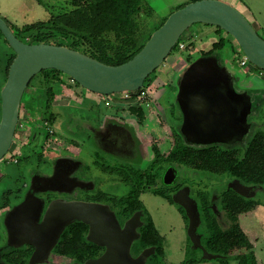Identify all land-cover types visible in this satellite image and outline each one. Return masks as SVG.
Segmentation results:
<instances>
[{
  "label": "rangeland",
  "instance_id": "obj_1",
  "mask_svg": "<svg viewBox=\"0 0 264 264\" xmlns=\"http://www.w3.org/2000/svg\"><path fill=\"white\" fill-rule=\"evenodd\" d=\"M141 11L137 15L140 30L137 32V39H144L148 34L160 26L161 23L177 8L193 0H141ZM235 7L249 19L260 35L264 37V0H225ZM74 8L72 2L68 0H0V16L10 25L15 34L25 36V32L33 33L36 30L31 26L51 25L54 15L67 12ZM219 37H224V45L216 49V55L220 63L228 68L233 75L234 84L241 90L253 91L264 88V76L260 73V68L255 69L252 62L242 66L240 59L245 55L236 39L228 32L218 29L215 25H208L201 22L193 23L181 36L185 43V49L173 50L153 72L145 79L144 86L153 87L157 92L156 100H150L144 105L147 118L142 125L126 113L120 112L116 106H106L104 97L85 88L80 84H73L68 77L65 86L70 89V94L60 98L57 103H67L75 96V102H70L72 106L56 105L54 110L57 113L55 121H50L55 134L46 139L47 149L44 155L41 151L43 139L33 141L31 144L22 146V157L19 162L12 160V149H10L2 159H0V204L8 202L11 207H15L28 194L51 193L58 200L71 201L84 198L83 192L79 188L80 183L76 178L84 175L87 178L86 184L93 183L97 179H102L105 184L110 181L114 186H102L105 190L114 189L116 192H127V186L116 179L115 175L105 173L94 163L96 154L99 160L106 163H117L118 159L100 151L94 143L91 129L85 125L87 121L97 124L105 116L120 122L132 119L136 125L135 131L140 130L139 141L145 151V157L153 159L157 147L161 155H166L173 144L174 132L171 126L178 125L182 119L181 109L177 100L179 92V79L176 70L184 67L187 57L191 55V61L202 54V50H209L212 43ZM187 46V47H186ZM5 36L0 33V72L8 63L9 57L13 53ZM190 62H187V64ZM47 70V69H44ZM46 71L38 72L32 79L30 86L24 92L23 100L33 107L41 106L47 101L45 92ZM67 75V74H66ZM3 84V76L0 75V88ZM1 94V89H0ZM34 94V95H33ZM57 95H62L61 89L57 85ZM74 95V96H73ZM158 104V106H157ZM1 108V100H0ZM263 111L252 116L255 125L246 135V140L253 137L255 131L262 126ZM176 117L178 121L176 120ZM1 120V112H0ZM77 120V122H76ZM53 122V123H52ZM181 129V128H180ZM91 132V133H90ZM18 140L25 139L28 131L21 130ZM225 147V146H223ZM228 147V146H226ZM230 147V146H229ZM100 151V153H96ZM72 153L68 160H76L79 166H74L72 172L64 174L65 171L58 166L60 159L57 155ZM55 155V156H54ZM57 159V160H56ZM64 159V158H62ZM145 160V159H144ZM146 161V160H145ZM142 159H137L135 164H145ZM147 162V161H146ZM147 164V163H146ZM145 164V165H146ZM178 167V166H177ZM180 178L185 174H195L194 185L201 180L211 190L219 193L230 178L223 173H206L193 169L178 167ZM63 173V174H62ZM62 175V176H61ZM76 175H78L76 177ZM188 178V177H187ZM116 179V180H114ZM70 180V181H68ZM93 181V182H91ZM114 181V182H113ZM159 185H162L161 182ZM40 191V192H39ZM255 194L252 198L264 200V185L254 187ZM142 200L150 210L159 232L163 235V246L165 254L161 256L162 264H181L188 256L202 255L201 251L188 250V233L185 220L175 204L167 199L155 195L152 192L142 194ZM7 211H0V245L11 244L8 240L6 230ZM224 212L221 213L222 223L225 220ZM240 224L250 239L255 242V251L260 264H264V204L255 205L250 211L240 215ZM225 227L227 222L223 223ZM206 236V233H205ZM245 248L235 249L233 252L244 251ZM30 263V260L28 261ZM35 264V263H34ZM39 264H72L71 259L54 255L50 261ZM191 264H239L237 257L227 260L211 259L193 261Z\"/></svg>",
  "mask_w": 264,
  "mask_h": 264
},
{
  "label": "water",
  "instance_id": "obj_2",
  "mask_svg": "<svg viewBox=\"0 0 264 264\" xmlns=\"http://www.w3.org/2000/svg\"><path fill=\"white\" fill-rule=\"evenodd\" d=\"M196 22L219 26L230 33L248 60L264 69V37L242 11L225 0H193L176 9L152 32L139 52L117 65L105 63L66 45L27 43L0 16V30L16 52L7 80L1 88L0 159L12 145L23 94L38 72L49 68L60 70L99 94L136 92L172 52L182 34ZM178 85L177 100L183 112L181 132L187 144L197 147L211 144L226 146L246 140L250 129L247 117L251 101L247 94L235 91L233 75L216 55H201L191 61ZM236 99L244 104L235 123L230 109L236 108L231 102ZM229 186L244 196L251 197L254 193L253 190L249 194L251 186L240 180H234ZM180 195H186V190L176 194L175 199H179L189 211L188 233L192 241L196 247L202 248L203 257L219 256L211 254L201 244L195 231L198 215L190 211L189 204L180 199ZM11 213L5 221L9 242L15 246L25 242L34 244L36 249L29 259L31 264L48 261L63 231L75 221L86 223L89 226L88 240L105 246V250L97 257L73 264H147V258L154 252V247H150L137 256L132 254L134 240L139 237L136 227L140 212L134 213L122 226L115 212L105 203L55 200L44 213L43 201L34 194H28Z\"/></svg>",
  "mask_w": 264,
  "mask_h": 264
},
{
  "label": "flooded vegetation",
  "instance_id": "obj_3",
  "mask_svg": "<svg viewBox=\"0 0 264 264\" xmlns=\"http://www.w3.org/2000/svg\"><path fill=\"white\" fill-rule=\"evenodd\" d=\"M13 51H15V50H13ZM205 51H207V50H202V53H204ZM184 64H185L184 67L176 70V73H179V75L183 72V70L187 67L186 65H188L189 63L187 64V62H184ZM3 74H4L3 72H0V75L3 76V84H4L6 81L4 82V75ZM53 74H54V78H51L50 83L47 85L50 88L49 89L50 93L47 94V100L50 101L49 103H47L48 105L45 103L44 104L45 107L41 106L42 108L41 107L38 108L39 106H37V108L36 107L31 108L30 107L31 104H28V102L21 100L19 122H18V126L16 128V132H15V136H14L12 145L10 147V149H12V155L11 156H12V160L14 162H19L21 157L23 156L22 151H21L22 146H25L27 144H31L33 141L41 139V138L44 141L42 144V147H41V151L44 155H46L45 151L47 149V144H44V143H45L46 139H48V137L55 134V131H54L53 127L51 126L50 120L47 119V116H48L47 114H49V112L53 113V115H54L53 122H54L56 117H57V113L54 110V108H55L54 106H56L58 104L59 105H65V106H72V104L70 105L69 103L72 101L74 103L76 100L75 96L73 95L74 97H73V99H71L72 101L70 100L67 103H57L60 98H63L64 96H68L71 92L70 89L67 86H65L66 85L65 81H66L67 77H68L69 81L72 82L73 84L74 83L79 84V83L77 81H75L71 76L66 75V73H64L62 71L53 72L52 75ZM3 84H2V86H3ZM57 85L59 86V89H61L62 95L56 94ZM28 86H30V85H28ZM234 88H235V91L240 93V94H247L249 96L250 101H251V107H250V110L248 112V117H247V122H248L249 127H250L249 132L251 131V129L255 125V121L252 120V116L260 114V111H263L261 113L263 116V122H262V126H263L264 125V88H258V89L253 90V91H247V90L239 89L235 84H234ZM141 89H143L144 91L149 89L150 91L147 93V95L145 96L144 99L138 100V101L133 102V103L118 104L115 100H113V98H114L113 95L109 96L110 94L104 95V94H99V93H97V95H101L104 97V104L106 106H116L118 109H120L118 111H120V112L124 111L126 113V115L128 114L134 120H136L138 122L139 127H140V125H142L147 118V112H146V109L144 108V105L146 103H148V101H150V100H156L155 98L158 95L157 92L153 89V87H150L149 85L148 86L145 85ZM52 91H53V93H52ZM95 94H96V92H95ZM0 100L2 102L1 94H0ZM231 102H233V104L236 107V108L230 109V111L234 113V118H235V123H236V119L237 120L239 119V116H240V113L242 110V106L244 103H242L241 100H237V99L233 100ZM157 106H158V104H157ZM179 107H180V105H179ZM180 109H181V107H180ZM0 112H1V108H0ZM181 114H182V119L178 125L179 129L175 126V124H177V122L171 126V128H172L171 131H172V133L174 132V134H175V136H174L175 143L173 144L170 151L166 155H161V153L158 152L159 151L158 148L155 147L154 148L155 155H154L153 159L145 157V151L141 147L139 137H138L139 134L141 136L140 130H138L139 134L137 131H135L136 125L132 119H127V121L120 122V120H114V119H111L112 117L105 116L103 119L100 120V122H97V124H95V125L92 124L91 122L87 121V123L85 125L90 127V129H91L90 131L92 132V133L91 132L90 133H91V135L93 134L92 137L94 138L93 141H94L95 145L97 147H99L100 151L105 152V154L111 155V156L116 157L118 159V162L113 163V164H121V163H125L126 165L133 164L135 167H138L143 172L148 171L149 174L153 173L154 179H153V181H151L149 183L145 182L144 185L142 187H140V193L138 195V206L136 207L133 214H131L130 216L127 217V216H125V212L122 210V208H120L118 202L122 198L128 196V194L131 190V185L129 183H127L124 176H122V175H120L114 171H111L110 169L105 168L103 165H101V163H97L98 154H96V158L94 161L96 166L98 168H100V170L105 172V173L115 175L117 180H119L121 183H123L125 186H127V192L121 193V194L119 193L118 195H116L118 192H116L114 189L108 191V190H105L102 188V186H104V185L114 186L113 184L110 183V181H107L108 183L105 184L104 180H102V179L97 180L96 179L95 182L91 181L93 183L86 184L88 181H90L89 179H87L88 177L84 179L83 178L84 175L79 176V177H77L78 175H76V177H77L76 179L80 183H82L81 185H79L80 186L79 188L81 189V193L83 192L84 198H82L80 200L102 202V203L109 205L111 207V209L115 212V214H116V216H117V218H118V220L122 226H124L125 222L130 217H132L134 215V213L140 212V219L138 221L139 224L136 227V231H138L141 227L142 228L148 227V223H149L148 218H150L152 220V224L157 228L156 223L153 219V216H152L150 210L147 208L144 201L142 200V194L143 193L152 192L153 194L161 196V197L167 199L170 203L176 205V207L178 208V210L180 211V213L182 214V216L185 220L187 233H188V228H189V224H190V216L188 215L189 211L186 208V206L180 202L179 199H178V201L175 199L176 194H178V193L180 194L181 192L186 190V195H180V199L186 201L187 204H189L190 211L193 214L198 215V217L196 218L195 231H196V234L198 235V237H200L201 244L207 249V247L205 246V240L209 236L210 229H209L208 221L206 219V215H211L215 219L219 228L222 231L231 228L232 220L229 217V214L227 213L226 208H225V199H226L225 194H227L229 189L232 188L231 186H229L230 183L233 182L234 180H239V179L237 177H235L233 174H231L229 171H227L226 169L213 170L209 167H205V166H201L199 164H195L193 159H190L189 162H185V161H180V160L175 159V158H169L172 149L177 145V143L180 139V133L183 135V133L181 132V129H180L182 126V123H183L182 109H181ZM178 119H179V117L178 118L176 117L177 121H178ZM76 122H77V120H76ZM22 129L27 130L28 133H27L25 139H22V141L19 142L18 136L20 134L19 132ZM258 132H264V127L258 128L254 134H256ZM183 137H184V135H183ZM245 143H246L245 141L238 142L235 146H233L234 149L230 151V154H235L236 156L241 157L244 154ZM226 146H230V144H228ZM100 151H97L96 153H100ZM69 155H75V154L64 153V154H59L56 157L57 159H60V161L58 162L59 163L58 166H60V168H62V170L65 171V173H64L65 175L72 172V170L74 169V166L78 163L76 160H72V161L68 160L67 158H69ZM62 158H64V159H62ZM137 159H140V160L142 159L143 163L146 160L147 162L145 161V164L146 163L147 164L146 165L145 164H135L137 162ZM153 160L155 161L154 162L155 164H153V166L147 167V165ZM103 163H105V162H103ZM106 164H109V163H106ZM76 166H79V164H77ZM177 166L178 167H184L186 169H193L195 171L201 172V175H199V176H202V175L204 176V174H206V173H209V174L210 173H213V174L223 173V174L229 176L230 179L228 181H226V183L229 182V184L227 186H225L219 193H217L215 190H211V188L209 186H206L205 183H202L200 180V181H198L199 184L195 185L196 188L194 189V185L192 183L195 182L194 178H196L198 175L196 176L195 174H189V175L185 174L184 177L180 178L179 169ZM166 175L170 177V178L168 177L169 180L166 178L167 177ZM116 179H114V180H116ZM68 181H70V180H68ZM167 181H169V182H167ZM160 182L162 185H159ZM259 185H264V183H256V184L252 183V184L247 185V186H251V188H249V194L254 190L255 186H259ZM162 193H164V194H162ZM237 193H239V192H237ZM239 194L242 195L245 199H251L254 202H256L254 204V206L257 204H264V200L261 198H252V197L244 196L241 193H239ZM254 194H255V191H254L253 195ZM36 196L43 201L44 213L46 212L48 205L52 201L58 200L57 197L51 193L40 192L39 194H36ZM25 197H24V199H25ZM22 201H20V203ZM13 208L14 207H11V205L7 201L4 202L2 205L0 204V211L1 212L2 211L8 212L6 218H9V216L12 214L11 212H12ZM251 209L237 213V219H238L239 227H240L241 231L245 234V236L248 238L249 242L251 243V246L247 247L245 245V246L237 247L235 249L245 248V250L241 251V252H236V251L233 252L235 250L234 249L231 252V254H229V257L231 258V257H235L239 253L253 251L255 256H256L257 263L260 264L258 261L257 255H256V251H255V249H256L255 242H253L250 239V236H248L246 234V232L242 229V226L240 224V215L242 213L250 211ZM222 211L224 212V216L226 217L223 223L227 222V224H228L227 227H225L221 221ZM6 230H7V236L9 237V231H8V225L7 224H6ZM157 230H158V228H157ZM88 231H89V226H88V230L85 234L86 237H87ZM205 233H206V236H205ZM137 239H135L134 242ZM188 239H189L188 250L196 251V252L201 251L202 255L201 256L200 255H195V256H188L187 255V257L185 258L184 261L181 262V264H191L193 261H201V260H211V259L217 260L220 257L219 254H215V253H211V252H210L211 254L219 255V256L212 257V258L203 257L204 252H203L202 248L196 247V245L192 241L189 233H188ZM87 240H88V238H87ZM7 241H9V239ZM88 241L89 242L86 244L85 247L89 249V247L90 248L93 247L91 243H94V242H92L90 240H88ZM58 242H59V240H58ZM58 242L55 245V247L53 248V250L51 251V254L48 258L49 261H50V258H53V256L56 255V256H60V257L70 258L72 264L75 262L83 263L87 259L94 258V257L101 255L105 250V246H101V245L97 244V246L100 247L98 250L99 253H97V254L95 253L93 255L89 252H86V253H84V257L78 258L77 255L71 254V252L68 250L65 251L63 249L64 251H61V250L59 251L58 250V245H59ZM35 249H36L35 245L32 243H28V242L22 243L19 246L11 245L9 243H7V245H0V264H28V261H29L30 257L32 256V254L34 253ZM133 255L137 256V254H135V253ZM192 259H196V260H192Z\"/></svg>",
  "mask_w": 264,
  "mask_h": 264
},
{
  "label": "trees",
  "instance_id": "obj_4",
  "mask_svg": "<svg viewBox=\"0 0 264 264\" xmlns=\"http://www.w3.org/2000/svg\"><path fill=\"white\" fill-rule=\"evenodd\" d=\"M68 1L73 3L74 8L54 15L51 25L31 26L26 31L34 29L36 30L35 32H25V36L16 35L27 43L48 42L66 45L105 63L117 65L128 61L139 52L152 34H148L144 39L136 38L137 32L140 30L137 15L141 11V0ZM216 27L222 29L219 26ZM0 33L3 35L1 30ZM224 42V37H219L212 43V48L202 53V56L213 55L216 49L224 45ZM173 50H179V43L176 44ZM15 56L16 53L13 51L7 65L3 69L4 82L7 80L9 66ZM187 62H191V55L187 57ZM42 71H46L44 85L46 86L45 92L49 94L50 88L47 85L50 83L51 78H54L52 73L60 71L54 68ZM49 102L47 100L46 104ZM41 106L45 107L44 104ZM30 107L33 108L32 105ZM47 115V119L50 121L54 120L53 113L49 112ZM235 145L223 147L219 144H211L206 147H197L187 144L180 133V139L172 149L169 158L185 162L193 159L195 164L209 167L213 170L226 169L246 185L264 183V132L254 134L245 143L244 154L241 157L230 154ZM154 162V160L151 161L147 167L153 166ZM97 163H101L105 168L124 176L127 183L131 185L128 196L118 202L120 208L125 212V216H130L138 206L140 187L145 182L153 181V173L143 172L133 164H106V162H101L98 157ZM225 198V208L232 220L230 229L222 231L215 219L211 215H206L210 231L209 236L205 240V246L209 252L219 254L220 257L218 259L220 260L229 259V254L237 247L251 246L248 238L239 227L237 213L251 209L256 203L251 199H245L233 188L229 189L227 194H225ZM148 220V227H141L138 230L139 237L132 245V254L139 255L144 249L154 247L155 250L149 255L147 264H162L161 256L165 254L163 236L152 224V220L150 218ZM87 230L88 225L83 221H75L68 225L59 239L58 250H68L71 254L77 255L78 258L84 257L86 252L93 255L99 253L100 247L95 243H91L93 247H89V249L85 247L89 242L85 236ZM235 257L238 258L239 264H258L253 251L239 253Z\"/></svg>",
  "mask_w": 264,
  "mask_h": 264
},
{
  "label": "built area",
  "instance_id": "obj_5",
  "mask_svg": "<svg viewBox=\"0 0 264 264\" xmlns=\"http://www.w3.org/2000/svg\"><path fill=\"white\" fill-rule=\"evenodd\" d=\"M178 43H179V48H181V49L185 48V43L182 39L179 40ZM248 62H249V60L245 55L240 59V64L242 66L247 65ZM254 67H255V69H258V67H256V66H254ZM259 71L264 76V69L260 68ZM149 91H150L149 89H147L146 91H144L143 89H140L136 92L125 91V92H121V93H113V94H110L109 96L113 95V97H114L113 100H115L118 104L133 103V102H136L138 100L144 99Z\"/></svg>",
  "mask_w": 264,
  "mask_h": 264
},
{
  "label": "crops",
  "instance_id": "obj_6",
  "mask_svg": "<svg viewBox=\"0 0 264 264\" xmlns=\"http://www.w3.org/2000/svg\"><path fill=\"white\" fill-rule=\"evenodd\" d=\"M187 66V65H186ZM177 75H179V73H176Z\"/></svg>",
  "mask_w": 264,
  "mask_h": 264
}]
</instances>
